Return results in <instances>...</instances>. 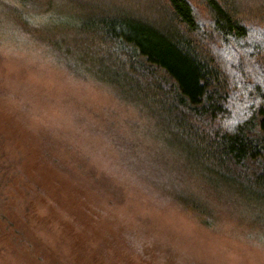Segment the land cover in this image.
Here are the masks:
<instances>
[{
    "label": "rangeland",
    "instance_id": "obj_1",
    "mask_svg": "<svg viewBox=\"0 0 264 264\" xmlns=\"http://www.w3.org/2000/svg\"><path fill=\"white\" fill-rule=\"evenodd\" d=\"M27 6L43 33L0 0V264H264L255 211L224 202L204 227L181 208L172 190L202 178L145 112L70 68L57 0Z\"/></svg>",
    "mask_w": 264,
    "mask_h": 264
},
{
    "label": "trees",
    "instance_id": "obj_2",
    "mask_svg": "<svg viewBox=\"0 0 264 264\" xmlns=\"http://www.w3.org/2000/svg\"><path fill=\"white\" fill-rule=\"evenodd\" d=\"M29 1L1 3L43 33ZM202 1L205 19L189 0H57L47 41L74 72L145 112L186 173L202 178V192L172 190L181 208L210 227L219 204H244L264 226V2L253 12Z\"/></svg>",
    "mask_w": 264,
    "mask_h": 264
}]
</instances>
